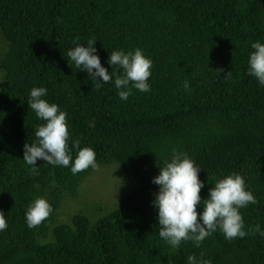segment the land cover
Listing matches in <instances>:
<instances>
[{
	"label": "trees",
	"instance_id": "16d2710c",
	"mask_svg": "<svg viewBox=\"0 0 264 264\" xmlns=\"http://www.w3.org/2000/svg\"><path fill=\"white\" fill-rule=\"evenodd\" d=\"M0 32V210L8 222L0 264H188L190 255L198 264H264L258 233L228 241L218 229L199 247L169 246L152 183L174 150L201 168L203 199L215 181L240 174L258 201L240 209L245 230L264 228V85L248 74L252 43H264V0H0ZM77 37L85 46L96 40L114 72L122 69H111V52L141 49L153 61L151 91L133 88L123 101L115 77L98 89L67 55ZM41 86L67 113L70 144L79 140L99 165L118 163L137 178L113 210L64 220V205L94 169L73 175L38 160L39 174L29 171L24 145L44 121L27 100ZM38 197L54 211L29 229L25 212Z\"/></svg>",
	"mask_w": 264,
	"mask_h": 264
},
{
	"label": "clouds",
	"instance_id": "9594fccd",
	"mask_svg": "<svg viewBox=\"0 0 264 264\" xmlns=\"http://www.w3.org/2000/svg\"><path fill=\"white\" fill-rule=\"evenodd\" d=\"M74 40L73 47L67 55L75 68L88 73L99 89L110 83L114 84L121 100L127 101L135 88L141 92H150L151 68L153 61L141 49L125 52L116 50L110 53L108 64L122 69V73L109 71L101 64L95 47L96 40H88L87 45ZM254 51L249 56L248 74L260 85H264V43L253 42ZM46 87H33L27 104L37 119L44 121L35 130V142L25 143L23 160L29 165V171L39 174L38 160L53 167L70 168L77 175L89 168L98 169L99 164L95 151L88 146L81 148L80 141L71 144L72 134L68 125L67 113L59 105L49 103ZM75 150L76 155L73 156ZM159 174L152 183L158 186L154 194L153 206L158 210L159 236L172 248H178L182 242L191 240L199 247L205 239L218 229L226 240L244 238L246 235L258 233L264 237V228L255 225L245 230L240 209L258 201L252 191L247 189L242 175L233 173L215 181L208 190L206 199L201 197L205 182L199 178L201 168L186 153L174 150L170 160L158 164ZM202 207L198 211L197 206ZM54 208L45 197L35 199L25 212L29 229L44 223L53 213ZM8 228L5 213L0 210V232ZM188 264H198L195 255L188 257ZM199 264H212L211 260H201Z\"/></svg>",
	"mask_w": 264,
	"mask_h": 264
},
{
	"label": "rangeland",
	"instance_id": "374dc122",
	"mask_svg": "<svg viewBox=\"0 0 264 264\" xmlns=\"http://www.w3.org/2000/svg\"><path fill=\"white\" fill-rule=\"evenodd\" d=\"M5 46L6 41L0 32V56ZM2 86L3 73L0 71V90ZM136 184L137 178L125 173L118 163L99 165L98 169H94L84 180L78 196L67 200L63 207L62 218L69 220L72 215L79 212L86 213L93 219L97 218L120 205ZM100 207L103 211L97 214L96 210Z\"/></svg>",
	"mask_w": 264,
	"mask_h": 264
}]
</instances>
